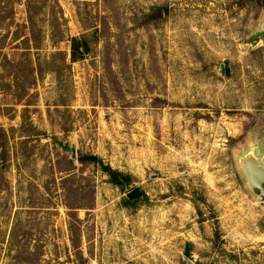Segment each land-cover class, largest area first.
Wrapping results in <instances>:
<instances>
[{
	"label": "rangeland",
	"instance_id": "rangeland-1",
	"mask_svg": "<svg viewBox=\"0 0 264 264\" xmlns=\"http://www.w3.org/2000/svg\"><path fill=\"white\" fill-rule=\"evenodd\" d=\"M262 31L264 0H0V264H264Z\"/></svg>",
	"mask_w": 264,
	"mask_h": 264
},
{
	"label": "trees",
	"instance_id": "trees-1",
	"mask_svg": "<svg viewBox=\"0 0 264 264\" xmlns=\"http://www.w3.org/2000/svg\"><path fill=\"white\" fill-rule=\"evenodd\" d=\"M55 41H58V39L55 38ZM59 41H62V40H59ZM70 42H71L72 62L75 63V62L79 61L81 59V57L86 53V51L88 50V44H87V40L85 39V37L71 38ZM77 161L80 162V164H82V165H84L85 163H89L92 165H98L99 164L101 169H102V172H104V174H106L109 177L110 182L115 186H119L121 188H124V187L128 186L131 182V179L129 176L123 175V174L113 170L112 168H110V166H106L96 156L80 157L77 159ZM74 164H75V161H73V160L69 161L70 169L67 170V172L70 175V177L76 176L75 174H73L74 170L76 169ZM138 193H139L138 190L131 191L130 199H132V200L137 199ZM67 206H68V208H71V209H74V208L85 209V207H87V206H82L80 204H73V205L69 204Z\"/></svg>",
	"mask_w": 264,
	"mask_h": 264
},
{
	"label": "water",
	"instance_id": "water-1",
	"mask_svg": "<svg viewBox=\"0 0 264 264\" xmlns=\"http://www.w3.org/2000/svg\"><path fill=\"white\" fill-rule=\"evenodd\" d=\"M264 34V31L257 32L252 38H256ZM222 74H223V69ZM70 158L72 160L76 159L75 147H70ZM245 176L247 178L249 187L257 194L258 200L264 201V163L262 165L256 166L252 161H250L245 166ZM136 187L135 184H132L126 187L127 191H131ZM186 264H192L187 262Z\"/></svg>",
	"mask_w": 264,
	"mask_h": 264
}]
</instances>
